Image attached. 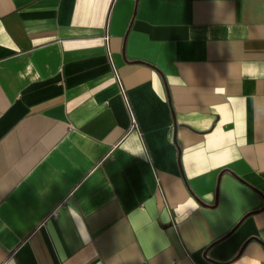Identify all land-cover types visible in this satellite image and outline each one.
I'll use <instances>...</instances> for the list:
<instances>
[{
  "label": "crops",
  "instance_id": "0c3cea01",
  "mask_svg": "<svg viewBox=\"0 0 264 264\" xmlns=\"http://www.w3.org/2000/svg\"><path fill=\"white\" fill-rule=\"evenodd\" d=\"M0 264H264V0H0Z\"/></svg>",
  "mask_w": 264,
  "mask_h": 264
},
{
  "label": "built area",
  "instance_id": "2783aa9c",
  "mask_svg": "<svg viewBox=\"0 0 264 264\" xmlns=\"http://www.w3.org/2000/svg\"><path fill=\"white\" fill-rule=\"evenodd\" d=\"M132 126H134V127L136 126V121H135L134 117L132 118Z\"/></svg>",
  "mask_w": 264,
  "mask_h": 264
}]
</instances>
